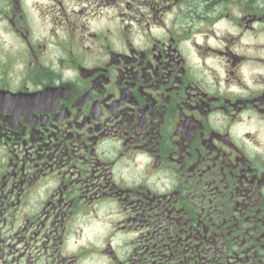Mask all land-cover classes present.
Here are the masks:
<instances>
[{
	"label": "flooded vegetation",
	"instance_id": "af4514ba",
	"mask_svg": "<svg viewBox=\"0 0 264 264\" xmlns=\"http://www.w3.org/2000/svg\"><path fill=\"white\" fill-rule=\"evenodd\" d=\"M0 264H264V0H0Z\"/></svg>",
	"mask_w": 264,
	"mask_h": 264
}]
</instances>
